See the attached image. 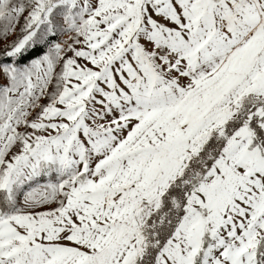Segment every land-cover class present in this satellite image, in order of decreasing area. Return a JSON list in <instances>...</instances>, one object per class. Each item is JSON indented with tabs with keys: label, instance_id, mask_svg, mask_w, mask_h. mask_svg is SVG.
Returning <instances> with one entry per match:
<instances>
[{
	"label": "snow or ice",
	"instance_id": "obj_1",
	"mask_svg": "<svg viewBox=\"0 0 264 264\" xmlns=\"http://www.w3.org/2000/svg\"><path fill=\"white\" fill-rule=\"evenodd\" d=\"M0 264H264V0H0Z\"/></svg>",
	"mask_w": 264,
	"mask_h": 264
}]
</instances>
